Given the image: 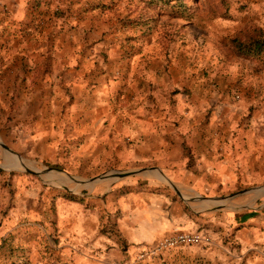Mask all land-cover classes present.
I'll return each instance as SVG.
<instances>
[{
  "label": "rangeland",
  "instance_id": "rangeland-1",
  "mask_svg": "<svg viewBox=\"0 0 264 264\" xmlns=\"http://www.w3.org/2000/svg\"><path fill=\"white\" fill-rule=\"evenodd\" d=\"M181 1L56 2L58 16L42 18L35 37L25 40L31 47L33 42L52 47L24 54L43 60L36 74L30 77L33 68L24 65L19 82L13 77L16 67H5L0 82V225L14 229L0 240V264H58L53 247L61 220L76 214L73 206L79 202L67 194L92 206L99 199L91 196L109 188L103 183L121 179L123 170L142 168L120 150V143L132 142L122 128L137 118L142 101L149 102L151 111L166 103L169 111L162 107L163 114L172 116L178 98L195 90L211 94L208 102L216 105L221 93L232 91L225 76L235 74L229 70L245 76L251 68L246 65L264 60V34L256 27L264 25V0ZM46 5L52 8L53 2ZM4 7L0 11L7 13ZM21 33L12 32L9 41ZM10 58L20 57L12 53ZM47 59L53 63L44 66ZM205 68L213 76L209 83L200 73ZM191 69H196L194 76L188 75ZM151 174L164 179L158 171ZM258 191L247 196L252 203L255 198L264 202V187ZM233 245L239 251L240 244ZM258 251L242 264H264V247Z\"/></svg>",
  "mask_w": 264,
  "mask_h": 264
},
{
  "label": "crops",
  "instance_id": "crops-1",
  "mask_svg": "<svg viewBox=\"0 0 264 264\" xmlns=\"http://www.w3.org/2000/svg\"><path fill=\"white\" fill-rule=\"evenodd\" d=\"M45 1L0 0L2 8L9 9L0 11V33L5 37L0 41V82L8 66L16 67L13 77L19 82L24 65L33 68L28 72L33 77L43 60L24 58V54L52 49L36 42L31 47L25 41L35 37L42 18L58 16L56 2H65L47 0L53 2L51 8ZM256 27L264 34V25ZM12 32L22 35L10 42ZM12 53L20 57L16 63L10 58ZM47 63L53 60H45L44 66ZM246 66L251 68L245 76L236 70H229L234 76L227 72L228 83H233L228 90L232 91L221 93L216 105L208 102L211 94L202 96L195 90L178 98L172 116L163 114L162 107L169 111L166 103H158L160 109L151 111L149 102L142 101L137 118L122 128L132 142L120 143V150L124 149L125 158L139 160L142 168L138 169L146 170L103 183L108 190L91 196L99 199L96 206H88L86 200L73 206L77 212L61 220L60 239L53 247L58 264H242L264 247V202L255 198L252 203L247 197L264 187V60ZM204 70L200 73L209 83L213 76ZM195 74L196 69L189 70L188 75ZM235 86L237 99L231 94ZM154 171L164 179L151 174ZM238 188L243 189L233 191ZM245 189L249 191L230 198ZM175 227L200 231L211 237V243L180 246L135 261L140 248ZM13 229L0 225V240Z\"/></svg>",
  "mask_w": 264,
  "mask_h": 264
},
{
  "label": "built area",
  "instance_id": "built-area-1",
  "mask_svg": "<svg viewBox=\"0 0 264 264\" xmlns=\"http://www.w3.org/2000/svg\"><path fill=\"white\" fill-rule=\"evenodd\" d=\"M206 243H211V237L209 235H205L200 231L175 227L154 243L140 248L137 252V259L145 260L154 258L180 246L202 245Z\"/></svg>",
  "mask_w": 264,
  "mask_h": 264
},
{
  "label": "water",
  "instance_id": "water-1",
  "mask_svg": "<svg viewBox=\"0 0 264 264\" xmlns=\"http://www.w3.org/2000/svg\"><path fill=\"white\" fill-rule=\"evenodd\" d=\"M144 170H146V169H127V170H123L122 171V176H121V178H123V177H127V176H129V175H133V174H137V173H140V172H142V171H144ZM99 179V177H96V178H93V179H91V180H94V181H96V180H98ZM249 190L248 189H245V190H242V191H240V192H238V193H236V194H233V195H231L230 196V198H235L236 196H238L240 193H246V192H248Z\"/></svg>",
  "mask_w": 264,
  "mask_h": 264
},
{
  "label": "trees",
  "instance_id": "trees-1",
  "mask_svg": "<svg viewBox=\"0 0 264 264\" xmlns=\"http://www.w3.org/2000/svg\"><path fill=\"white\" fill-rule=\"evenodd\" d=\"M149 1V3H152V4H155V5H158L159 3H162V4H166V3H175V2H178L179 5L182 3V1L180 0H147ZM71 199H75V200H78L79 202H83L84 201V198H78V197H73L72 194H67Z\"/></svg>",
  "mask_w": 264,
  "mask_h": 264
},
{
  "label": "bare ground",
  "instance_id": "bare-ground-1",
  "mask_svg": "<svg viewBox=\"0 0 264 264\" xmlns=\"http://www.w3.org/2000/svg\"><path fill=\"white\" fill-rule=\"evenodd\" d=\"M155 175V174H154Z\"/></svg>",
  "mask_w": 264,
  "mask_h": 264
}]
</instances>
